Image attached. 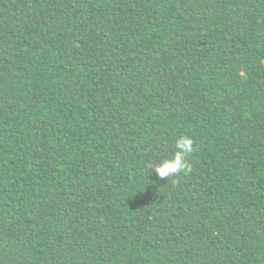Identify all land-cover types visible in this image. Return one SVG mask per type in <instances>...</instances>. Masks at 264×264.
<instances>
[{
    "label": "trees",
    "instance_id": "1",
    "mask_svg": "<svg viewBox=\"0 0 264 264\" xmlns=\"http://www.w3.org/2000/svg\"><path fill=\"white\" fill-rule=\"evenodd\" d=\"M0 264H264V0H0Z\"/></svg>",
    "mask_w": 264,
    "mask_h": 264
},
{
    "label": "clouds",
    "instance_id": "2",
    "mask_svg": "<svg viewBox=\"0 0 264 264\" xmlns=\"http://www.w3.org/2000/svg\"><path fill=\"white\" fill-rule=\"evenodd\" d=\"M195 151L194 140L189 135H181L175 142V151L170 158H164L157 162L150 163V170L155 171L161 178L176 177L180 174L187 175L192 170L189 160L190 155Z\"/></svg>",
    "mask_w": 264,
    "mask_h": 264
}]
</instances>
